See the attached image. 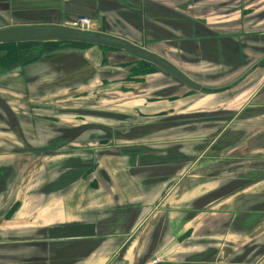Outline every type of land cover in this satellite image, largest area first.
<instances>
[{"label":"crops","instance_id":"0c3cea01","mask_svg":"<svg viewBox=\"0 0 264 264\" xmlns=\"http://www.w3.org/2000/svg\"><path fill=\"white\" fill-rule=\"evenodd\" d=\"M82 15L201 88L100 44L0 69V264H264L254 176L223 165L264 157V0H0V28Z\"/></svg>","mask_w":264,"mask_h":264},{"label":"water","instance_id":"95a60500","mask_svg":"<svg viewBox=\"0 0 264 264\" xmlns=\"http://www.w3.org/2000/svg\"><path fill=\"white\" fill-rule=\"evenodd\" d=\"M29 40H74L102 44L124 50L166 70L190 88L199 90L201 86L190 79L163 57L141 48L125 39L92 30H81L67 25L38 24L0 28V43Z\"/></svg>","mask_w":264,"mask_h":264},{"label":"trees","instance_id":"16d2710c","mask_svg":"<svg viewBox=\"0 0 264 264\" xmlns=\"http://www.w3.org/2000/svg\"><path fill=\"white\" fill-rule=\"evenodd\" d=\"M94 43L81 42L74 40H29L18 42H6L0 43V50L2 48H8L7 51H0V69L10 70L16 66H22L33 61L44 59L46 57L51 58L53 56L61 54L63 48H78L86 49L93 46ZM104 49L119 50L115 47H109L106 45H97ZM132 59L118 63V66L124 68L126 71L125 79L127 80H141L143 76L151 73L152 71L160 68L151 62H148L135 55H130ZM106 59L102 58V63H105Z\"/></svg>","mask_w":264,"mask_h":264},{"label":"rangeland","instance_id":"374dc122","mask_svg":"<svg viewBox=\"0 0 264 264\" xmlns=\"http://www.w3.org/2000/svg\"><path fill=\"white\" fill-rule=\"evenodd\" d=\"M1 50L7 51L8 48L7 49L2 48ZM69 50H83V49L67 47V48H63V51H61V52L68 53ZM46 58H48V57H46ZM128 59H132V57L128 56ZM36 61H39V60H36ZM33 62H35V61H33ZM29 64L30 63H28V65ZM25 65H27V64H25ZM25 65H22V67ZM169 82H172V80L170 79ZM200 117L201 118L199 120H194L195 117H193L192 119H189L187 122L189 124L182 122L181 118H184V117H180V116L174 117V124L175 125H177V124L178 125H185L181 128H176L177 131H179V132H176L175 136L183 134V132L182 131L180 132V130H190L191 127L193 128V127H196L199 125L201 126L204 121H207L209 119H214V116H209V115L207 117H205L204 115H200ZM177 118H178V120L175 121ZM187 118H185V119H187ZM143 122H145V119ZM146 123H150V122H146ZM185 128H188V129H185ZM237 151L240 152V154L238 155V158L226 156L223 159V162H224L223 165L227 169L234 167L235 169L237 168V170L239 172L248 173L247 171H249L250 173H252V175L254 177L250 178L251 180H243V179L238 180L237 186H238V188H240L239 189L240 191L248 188L247 190L243 191L242 194H240V196L241 197L243 196V200H246V199L249 200L248 207H250V208L251 207H255V208L264 207V157L261 154H259V152H252V151L250 152L249 151L251 154L246 156V155H243L241 153L242 151L240 149H238ZM204 155L205 154L202 153L201 157L202 156L204 157ZM228 160H229V162H227ZM231 161L234 163L230 164ZM207 165L210 167H213L210 164H207ZM215 167H219L218 164ZM215 167H213V168H215ZM210 170H208V171H210ZM248 186H250V187H248ZM226 188H228L227 185H226ZM232 188H235V186L232 185ZM257 214L258 213H255V217H257L259 215V214L258 215ZM244 221H245V219L242 218V216H239V224L240 225L243 224ZM256 246H258V245H254V247H256Z\"/></svg>","mask_w":264,"mask_h":264},{"label":"built area","instance_id":"2783aa9c","mask_svg":"<svg viewBox=\"0 0 264 264\" xmlns=\"http://www.w3.org/2000/svg\"><path fill=\"white\" fill-rule=\"evenodd\" d=\"M92 24V19H90L87 16H78L75 19L71 21H66L63 25H67L72 28L81 29V30H90ZM159 260V258H155L152 261H150L148 264L156 263Z\"/></svg>","mask_w":264,"mask_h":264}]
</instances>
